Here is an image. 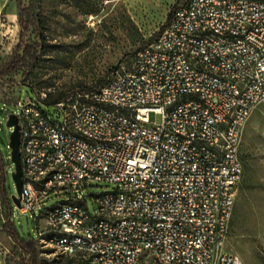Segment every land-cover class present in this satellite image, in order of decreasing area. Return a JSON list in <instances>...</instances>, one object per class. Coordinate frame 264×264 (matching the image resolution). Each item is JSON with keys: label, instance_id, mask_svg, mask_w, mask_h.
Masks as SVG:
<instances>
[{"label": "built area", "instance_id": "obj_1", "mask_svg": "<svg viewBox=\"0 0 264 264\" xmlns=\"http://www.w3.org/2000/svg\"><path fill=\"white\" fill-rule=\"evenodd\" d=\"M22 87L0 110L17 115V209L41 246L97 264H244L224 243L243 127L264 102V0H179L90 94ZM92 181L112 186L89 203Z\"/></svg>", "mask_w": 264, "mask_h": 264}, {"label": "rangeland", "instance_id": "obj_2", "mask_svg": "<svg viewBox=\"0 0 264 264\" xmlns=\"http://www.w3.org/2000/svg\"><path fill=\"white\" fill-rule=\"evenodd\" d=\"M179 0H42L48 46L45 58L37 67L20 71L7 78L14 92L22 87L57 94H90L97 90L119 64L130 59L135 50L154 38L169 17L170 10ZM39 32L30 29L29 34ZM15 0H0V63L7 59L18 39ZM2 92L0 93V95ZM3 103L0 100V109ZM6 106L13 110L11 103ZM160 119L156 112L151 114ZM11 127L0 110V151L6 161V183L9 195L15 185L11 177L14 168L8 146ZM244 169L238 184L235 204L224 246L236 252L244 264H264V102L260 103L246 120L241 138ZM1 180V166H0ZM111 183L92 181L80 192L90 198L93 194L110 189ZM61 199L51 196L46 205ZM4 207L0 197V264L6 256L12 257L13 241L2 230ZM6 218V217H5ZM10 218L20 234L36 236L30 214L19 213L11 203ZM6 220L10 221V219ZM7 221V222H8ZM41 246V245H40ZM45 264H80L79 258L59 253L51 245L41 246ZM13 263V260H10Z\"/></svg>", "mask_w": 264, "mask_h": 264}, {"label": "trees", "instance_id": "obj_3", "mask_svg": "<svg viewBox=\"0 0 264 264\" xmlns=\"http://www.w3.org/2000/svg\"><path fill=\"white\" fill-rule=\"evenodd\" d=\"M17 24L19 26L18 39L14 44L7 59L0 63V93L9 88L10 79L7 78L20 71L29 72L37 67L42 59L45 58L48 46V37L45 34V18L41 11L42 0H15ZM177 4V3H176ZM174 4L173 7L176 5ZM172 7V8H173ZM172 10V9H171ZM170 10V11H171ZM170 14V13H169ZM38 28L39 32L33 36L28 32L30 29ZM107 81V80H106ZM105 81V82H106ZM104 82V83H105ZM103 83V84H104ZM102 84V85H103ZM101 85V86H102ZM32 89V88H31ZM71 96L74 94L64 93L52 96L49 92L46 94L45 100L54 102L62 97ZM240 157L244 169L243 156ZM6 160L9 162L7 156ZM6 161L0 151V166H1V180H0V197L1 203L4 207L2 230H4L12 239V257H5V264H45L47 259L43 256L44 249L40 246L38 239L35 236L20 234L16 225L10 218L11 213V199L6 183L8 174ZM243 174V172H242ZM235 204V203H234ZM10 219V221L6 220ZM8 221V222H7ZM76 257V256H70ZM79 258V257H77ZM13 260L11 263L10 260ZM80 264H97L90 259L79 258Z\"/></svg>", "mask_w": 264, "mask_h": 264}, {"label": "water", "instance_id": "obj_4", "mask_svg": "<svg viewBox=\"0 0 264 264\" xmlns=\"http://www.w3.org/2000/svg\"><path fill=\"white\" fill-rule=\"evenodd\" d=\"M6 124L11 127V131L9 133L8 146L10 148L9 159L13 163L14 168L11 172V177L13 179L15 185V192L10 195V199L13 204L16 206L19 205V195L21 191V170H20V157H19V142H20V134H19V125L17 122V115L15 113H11L6 120Z\"/></svg>", "mask_w": 264, "mask_h": 264}]
</instances>
